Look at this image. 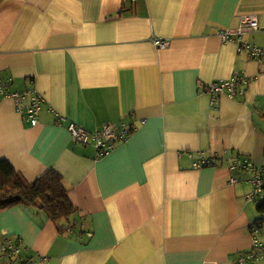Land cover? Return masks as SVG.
Here are the masks:
<instances>
[{"label": "crops", "instance_id": "crops-1", "mask_svg": "<svg viewBox=\"0 0 264 264\" xmlns=\"http://www.w3.org/2000/svg\"><path fill=\"white\" fill-rule=\"evenodd\" d=\"M245 14L259 28L243 39L264 50V0L0 2V85L45 99L31 125L0 94V159L29 180L56 168L81 216L61 232L32 207L2 209L0 239L22 247L7 264H264L255 173L233 183L230 169L247 155L264 179V63L219 34ZM235 72L243 92L212 105L200 83ZM108 123L129 128L110 148L70 129ZM214 155L227 161L193 166Z\"/></svg>", "mask_w": 264, "mask_h": 264}, {"label": "trees", "instance_id": "trees-1", "mask_svg": "<svg viewBox=\"0 0 264 264\" xmlns=\"http://www.w3.org/2000/svg\"><path fill=\"white\" fill-rule=\"evenodd\" d=\"M2 1L3 0H0V2ZM247 54L249 57L253 58L249 53ZM235 74L239 76L241 75L237 72L233 75ZM238 83L235 87V93L231 97H238L240 91L243 92L244 89L241 88L244 87H239ZM200 84V90L207 91V88L202 83ZM220 95H218L215 100H217ZM211 104L214 105L216 102L212 103L211 99ZM260 118L262 124L264 125V112H260ZM184 152H186L189 157L194 156L192 150H186ZM238 155L239 153L234 154V156ZM231 158L232 156L229 154L228 160L230 161ZM245 158H247L250 163L249 156L246 155L240 157L243 161ZM204 161H206V164L202 167L206 165H221L226 162L227 159L220 156L218 157L217 155L212 157H200L196 159L193 164L195 162L203 163ZM230 167L233 175L240 178L239 181L242 180L245 173H252V169L248 168L246 165L236 167L235 160L234 162L232 160ZM262 181L264 183V179H262ZM254 188L253 184L252 190L249 193H251ZM246 199L247 201L256 204V200L249 199L248 194L246 195ZM15 205L32 207L38 211H42L57 224L61 232L74 228L77 225L80 227L79 219L81 216L78 214V206L70 198L68 190L64 186L61 172H59L56 168L51 167L36 179L29 180L22 172L17 170L8 159L2 158L0 159V211ZM257 209L260 212H264V199L259 203V205L257 204ZM16 241L18 240L16 239ZM6 258L7 257L0 255V264H7L6 261L8 260ZM13 263L15 262L13 261Z\"/></svg>", "mask_w": 264, "mask_h": 264}, {"label": "built area", "instance_id": "built-area-1", "mask_svg": "<svg viewBox=\"0 0 264 264\" xmlns=\"http://www.w3.org/2000/svg\"><path fill=\"white\" fill-rule=\"evenodd\" d=\"M258 28L259 21L256 14H245L242 16L238 27L221 29L219 30V34L223 41H236L239 51H246L250 54V56L257 59L261 63H264V50L252 42L243 39V34L255 31ZM154 43L156 46L163 47L167 44V41L155 39ZM246 80L247 79L244 78L243 75L239 76L235 74L226 80L219 79L212 81L208 85H203L207 88L206 92L211 94L212 103H215L216 97L222 93H227L230 96H233L237 83L241 81L246 82ZM0 94L14 99L17 110L26 116L31 125H36L38 123V116L41 111L42 104L45 101L44 97L40 93H38L36 90L9 92L4 88V86L0 85ZM70 129L74 138L78 141H104L106 144L103 146L109 148L112 147L114 142L117 140L123 139L129 132V128L126 126L119 127L118 124L111 125L110 123L106 124L101 131L92 133L84 131L82 128H77L74 125H71ZM204 164H206V161L203 163L195 162L193 166L195 168H200ZM235 164L236 167L246 165L248 168L252 169V172L255 173V176L253 177L255 188L251 193L248 194V198L251 200L255 199V203L259 204L264 199V183L258 178L259 173L253 169L247 158H245L243 161V159L238 157L235 160ZM239 179L240 178L235 175L231 177L233 183L238 182ZM87 233L91 235L90 232ZM17 240L18 241L10 237H5L4 239L0 240V255L7 258H17L22 250L21 241L19 238H17ZM248 260H251V256H248V258L242 257L239 259V264H247Z\"/></svg>", "mask_w": 264, "mask_h": 264}, {"label": "rangeland", "instance_id": "rangeland-1", "mask_svg": "<svg viewBox=\"0 0 264 264\" xmlns=\"http://www.w3.org/2000/svg\"><path fill=\"white\" fill-rule=\"evenodd\" d=\"M249 194V193H248ZM259 214H260V216L262 217V223H263V228H262V230L264 229V212H259Z\"/></svg>", "mask_w": 264, "mask_h": 264}]
</instances>
